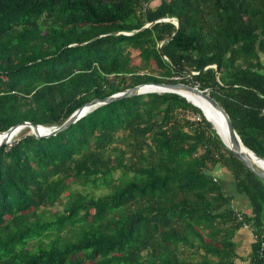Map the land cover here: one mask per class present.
Here are the masks:
<instances>
[{
    "label": "trees",
    "instance_id": "trees-1",
    "mask_svg": "<svg viewBox=\"0 0 264 264\" xmlns=\"http://www.w3.org/2000/svg\"><path fill=\"white\" fill-rule=\"evenodd\" d=\"M152 1L0 0V132L182 82L264 158V0ZM220 166L249 212L208 174ZM0 264H264V181L172 92L100 104L46 137L24 127L0 146Z\"/></svg>",
    "mask_w": 264,
    "mask_h": 264
},
{
    "label": "water",
    "instance_id": "water-1",
    "mask_svg": "<svg viewBox=\"0 0 264 264\" xmlns=\"http://www.w3.org/2000/svg\"><path fill=\"white\" fill-rule=\"evenodd\" d=\"M163 20H172L173 18H163ZM177 23V22H175ZM147 24L146 26H148ZM189 92L197 97L202 98L206 101L212 108H214L222 117L223 122L225 124L226 133L228 136V143L226 144L222 139L220 133L217 129L213 126V122L209 118V115L203 110H201L205 119L212 125L215 129L216 133L220 137L223 144L259 179L264 181V168L257 163L259 161L264 162V158L256 155L253 151L248 149L240 140L239 136L237 135L233 124L223 109V107L214 99L212 98L209 93L205 90H201L196 86H191L182 82H147L135 85L133 87H129L123 91L116 92L109 96H105L103 98H95L86 103L82 106L77 108L61 125L58 127H45L39 124H33L30 121H22L21 123H17L12 125L7 130L0 132V134H4L0 139V146L6 143H9L14 135H16L22 128L29 127L31 132L35 134L37 137H46L52 134L59 132L60 130L66 128L71 123L75 122L77 119L85 115L89 110L98 106L100 104L110 103L112 101L118 100L123 97H130L133 95L141 94V93H148V92H172L183 96L188 102L196 106L191 100L186 98L183 92ZM197 107V106H196ZM243 149V150H242Z\"/></svg>",
    "mask_w": 264,
    "mask_h": 264
},
{
    "label": "rangeland",
    "instance_id": "rangeland-1",
    "mask_svg": "<svg viewBox=\"0 0 264 264\" xmlns=\"http://www.w3.org/2000/svg\"><path fill=\"white\" fill-rule=\"evenodd\" d=\"M157 3H158V0H153L151 2L152 5H155ZM133 55H136V52H133ZM191 117H193V116H191ZM196 118H198V116H196ZM225 170H226L225 167L220 166V167H218L217 169H215L214 171H212L211 173H208V174L213 176L214 178H216L217 180H219L223 184V189H224L225 193L233 195V199L231 201V205L234 208L239 209L241 211L249 212L250 211V206H249V201H248L247 197L243 193H240V192H238L235 189V187H234V185L232 183V178L230 179V176H227L224 173ZM65 194H66L65 192L62 194L63 198H62V200L60 202H63ZM236 241H237V236H236ZM243 242H244L245 246L247 247V241H243ZM249 245H250V243H249ZM236 248H237V250L239 252H242V250H243V249L240 248V245L238 247V243H237V247ZM249 249H250V246L248 248H246L244 253H246Z\"/></svg>",
    "mask_w": 264,
    "mask_h": 264
},
{
    "label": "bare ground",
    "instance_id": "bare-ground-1",
    "mask_svg": "<svg viewBox=\"0 0 264 264\" xmlns=\"http://www.w3.org/2000/svg\"><path fill=\"white\" fill-rule=\"evenodd\" d=\"M183 94L186 98L191 100L197 107H199L201 110H203V112H205L209 115V118L213 122V126L217 129V131L220 133L222 139L227 144L228 143V136H227L225 124L223 122L221 115L214 108H212L206 101H204L202 98L197 97L196 95H193L192 93H189L186 91H184ZM3 135L4 134H0V139L2 138ZM12 139H13V137H12ZM257 164L264 168V162L263 161H259Z\"/></svg>",
    "mask_w": 264,
    "mask_h": 264
},
{
    "label": "crops",
    "instance_id": "crops-1",
    "mask_svg": "<svg viewBox=\"0 0 264 264\" xmlns=\"http://www.w3.org/2000/svg\"><path fill=\"white\" fill-rule=\"evenodd\" d=\"M251 236H252L251 233L249 231H245V230H242V231H240V233L237 234L238 247L240 245V248L243 249L242 252H240V253L245 254L244 251L246 250V248H248L250 246L249 243L251 244V242H252ZM243 241H247V247L245 246Z\"/></svg>",
    "mask_w": 264,
    "mask_h": 264
},
{
    "label": "built area",
    "instance_id": "built-area-1",
    "mask_svg": "<svg viewBox=\"0 0 264 264\" xmlns=\"http://www.w3.org/2000/svg\"><path fill=\"white\" fill-rule=\"evenodd\" d=\"M177 78H179V77L178 76H175V79H177ZM191 119H199V117L196 118V116H193V117H191ZM238 218L240 219L241 216H238ZM243 228H248L247 224H243Z\"/></svg>",
    "mask_w": 264,
    "mask_h": 264
},
{
    "label": "clouds",
    "instance_id": "clouds-1",
    "mask_svg": "<svg viewBox=\"0 0 264 264\" xmlns=\"http://www.w3.org/2000/svg\"><path fill=\"white\" fill-rule=\"evenodd\" d=\"M163 20V19H162ZM173 21H174V19H173ZM201 111V110H200ZM205 118V117H204Z\"/></svg>",
    "mask_w": 264,
    "mask_h": 264
}]
</instances>
